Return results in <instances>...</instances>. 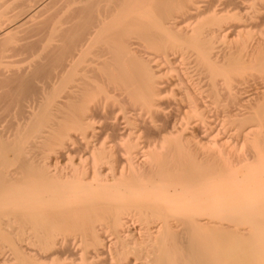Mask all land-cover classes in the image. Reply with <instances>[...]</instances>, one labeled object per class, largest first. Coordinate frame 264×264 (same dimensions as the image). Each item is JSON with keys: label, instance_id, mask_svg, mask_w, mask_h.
I'll list each match as a JSON object with an SVG mask.
<instances>
[{"label": "bare ground", "instance_id": "6f19581e", "mask_svg": "<svg viewBox=\"0 0 264 264\" xmlns=\"http://www.w3.org/2000/svg\"><path fill=\"white\" fill-rule=\"evenodd\" d=\"M5 2L0 264H264V0Z\"/></svg>", "mask_w": 264, "mask_h": 264}, {"label": "rangeland", "instance_id": "374dc122", "mask_svg": "<svg viewBox=\"0 0 264 264\" xmlns=\"http://www.w3.org/2000/svg\"><path fill=\"white\" fill-rule=\"evenodd\" d=\"M0 1H1V4H4V2H5V0H0ZM19 1L20 0H14V1L13 0H8V1L6 0L5 4H8V2H9V4L8 5H4L3 9H7V8L13 9L14 8L13 6H15V5L17 6L18 5L17 2L19 3ZM11 2H13V3H11Z\"/></svg>", "mask_w": 264, "mask_h": 264}]
</instances>
